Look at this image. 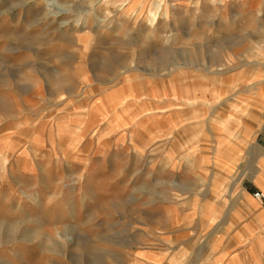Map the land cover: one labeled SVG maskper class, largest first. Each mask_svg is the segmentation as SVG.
Masks as SVG:
<instances>
[{
	"label": "rangeland",
	"instance_id": "1",
	"mask_svg": "<svg viewBox=\"0 0 264 264\" xmlns=\"http://www.w3.org/2000/svg\"><path fill=\"white\" fill-rule=\"evenodd\" d=\"M40 2L0 0V264H264V6Z\"/></svg>",
	"mask_w": 264,
	"mask_h": 264
},
{
	"label": "crops",
	"instance_id": "2",
	"mask_svg": "<svg viewBox=\"0 0 264 264\" xmlns=\"http://www.w3.org/2000/svg\"><path fill=\"white\" fill-rule=\"evenodd\" d=\"M217 1L221 5H223L224 2L225 3L228 2V0H217ZM233 2H235L236 5L240 8V12L243 11V12H246V13H251V14H254L255 16L256 15H260V13L262 11V7L264 6V0H233ZM259 8L261 9L260 10V13H258V9ZM258 130L259 129H257V131ZM256 132H251V134H249L247 136L248 139L249 138L251 139L252 136H254V134ZM255 145H256L257 151L261 154V156L263 155V157H264V127L258 133L257 138H256V142H255ZM258 169L259 168L256 167L255 168V171H254V174H253L254 175V177H253L254 178L253 179L254 182H257V180H259V177L261 175V169L259 170V173H258ZM261 188L264 189V184H261ZM261 188L260 189H257L256 191H262V192H264ZM242 194L244 195V192L243 191H242ZM252 198H253V194H252ZM261 205H264V204H261Z\"/></svg>",
	"mask_w": 264,
	"mask_h": 264
},
{
	"label": "bare ground",
	"instance_id": "3",
	"mask_svg": "<svg viewBox=\"0 0 264 264\" xmlns=\"http://www.w3.org/2000/svg\"><path fill=\"white\" fill-rule=\"evenodd\" d=\"M59 1H62L63 3H66V4H71V5L70 6H63V5L58 6L57 12L55 13V15L51 14V11H52L51 7L49 9L45 8L44 9L45 13L43 14V17H42L43 20L50 21L52 19V21L54 22H56V20H59V19L65 20V19H69L70 14L72 12L78 11L77 13H80V11L85 10V8L81 6L82 0H59ZM28 2H33L35 6L43 4V2H40V0H18L19 5H23ZM82 13L83 12H81V14ZM65 22L60 23L58 27L64 28L65 26H67L68 21L66 23Z\"/></svg>",
	"mask_w": 264,
	"mask_h": 264
},
{
	"label": "built area",
	"instance_id": "4",
	"mask_svg": "<svg viewBox=\"0 0 264 264\" xmlns=\"http://www.w3.org/2000/svg\"><path fill=\"white\" fill-rule=\"evenodd\" d=\"M253 198L260 204H264V192L257 191L253 194Z\"/></svg>",
	"mask_w": 264,
	"mask_h": 264
}]
</instances>
